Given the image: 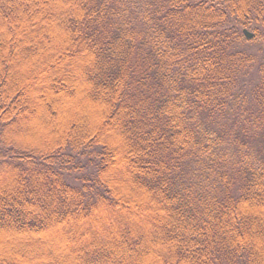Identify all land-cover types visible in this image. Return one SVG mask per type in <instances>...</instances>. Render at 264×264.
Returning a JSON list of instances; mask_svg holds the SVG:
<instances>
[{"label":"trees","instance_id":"1","mask_svg":"<svg viewBox=\"0 0 264 264\" xmlns=\"http://www.w3.org/2000/svg\"><path fill=\"white\" fill-rule=\"evenodd\" d=\"M0 264H264V0H0Z\"/></svg>","mask_w":264,"mask_h":264},{"label":"water","instance_id":"2","mask_svg":"<svg viewBox=\"0 0 264 264\" xmlns=\"http://www.w3.org/2000/svg\"><path fill=\"white\" fill-rule=\"evenodd\" d=\"M244 34L248 39L253 38L254 34L250 31H248L247 29L244 30Z\"/></svg>","mask_w":264,"mask_h":264}]
</instances>
